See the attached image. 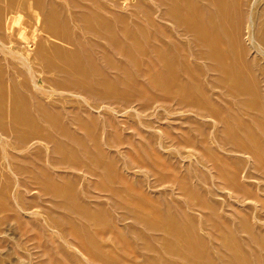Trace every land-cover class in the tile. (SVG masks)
I'll return each mask as SVG.
<instances>
[{
    "label": "rangeland",
    "instance_id": "rangeland-1",
    "mask_svg": "<svg viewBox=\"0 0 264 264\" xmlns=\"http://www.w3.org/2000/svg\"><path fill=\"white\" fill-rule=\"evenodd\" d=\"M240 263L264 0H0V264Z\"/></svg>",
    "mask_w": 264,
    "mask_h": 264
},
{
    "label": "bare ground",
    "instance_id": "bare-ground-1",
    "mask_svg": "<svg viewBox=\"0 0 264 264\" xmlns=\"http://www.w3.org/2000/svg\"><path fill=\"white\" fill-rule=\"evenodd\" d=\"M113 1V0H112ZM173 1V0H172ZM229 1V0H228ZM136 2H137V0H136ZM238 2V1H237ZM236 2V4H238ZM167 3H169V2H167ZM235 3V2H234ZM229 4V3H228ZM213 5V4H212ZM231 5V4H230ZM215 6V5H214ZM230 8V7H229ZM218 9V8H217ZM236 9H237V7H236ZM221 10V9H220ZM233 10V9H232ZM19 12V11H18ZM201 13V12H200ZM240 15V14H239ZM241 15H242V13H241ZM240 15V16H241ZM197 16V15H196ZM216 16V15H215ZM224 16V15H223ZM230 16V15H229ZM198 17V16H197ZM226 17V16H225ZM232 18V17H231ZM231 18H229V19H231ZM235 18V17H234ZM209 19V18H208ZM67 20V19H66ZM242 21V20H241ZM212 22V21H211ZM210 22V23H211ZM217 22V21H216ZM199 23V22H198ZM206 23V22H205ZM218 23V22H217ZM224 24V23H223ZM222 24V25H223ZM231 24H232V22H231ZM233 25H234V23H233ZM219 26V25H218ZM218 26H216L217 28H218ZM54 29V28H53ZM208 29V28H207ZM204 30V29H203ZM206 30V29H205ZM17 31V30H16ZM209 31V30H208ZM215 31V30H214ZM219 31V30H218ZM15 34V33H14ZM215 34V33H214ZM51 36V35H50ZM216 37V36H215ZM221 37V36H220ZM224 38V37H223ZM53 39V38H52ZM221 39V38H220ZM221 41V40H220ZM209 42V41H208ZM217 42H219V41H217ZM12 43V42H11ZM39 43V42H38ZM214 44V43H213ZM74 45V44H73ZM217 45V44H216ZM209 47V46H208ZM215 47V46H214ZM217 48V47H216ZM211 49V48H210ZM213 49V48H212ZM211 49V50H212ZM229 49V48H228ZM67 51V50H66ZM71 51V50H70ZM213 51V50H212ZM75 53V52H74ZM215 56V55H214ZM232 56V55H231ZM67 57V56H66ZM53 58V57H52ZM57 58V57H56ZM50 59V58H49ZM73 59V58H72ZM234 60V59H233ZM51 61H52V59H51ZM54 61V60H53ZM52 61V62H53ZM49 64V63H48ZM76 64V63H75ZM245 64V63H244ZM50 65V64H49ZM59 65V64H58ZM247 65V64H246ZM54 67V66H53ZM76 67V66H75ZM58 68V67H57ZM75 71V70H74ZM237 71V70H236ZM242 71V70H241ZM235 75V74H234ZM248 80V79H247ZM11 81V80H10ZM7 84V83H6ZM10 85V84H9ZM253 85V84H252ZM171 88V87H170ZM251 88V87H250ZM84 90V89H83ZM185 100V99H184ZM29 103V102H28ZM21 110V109H20ZM51 117V116H50ZM229 118V117H228ZM49 121V120H48ZM4 134V133H3ZM158 223V222H157ZM252 230V229H251ZM84 237V236H83ZM196 254V253H195ZM243 260V259H242ZM250 260V259H249ZM241 264V263H240Z\"/></svg>",
    "mask_w": 264,
    "mask_h": 264
}]
</instances>
